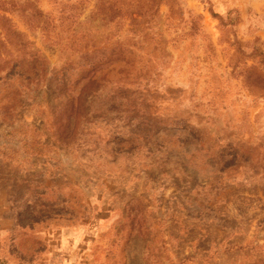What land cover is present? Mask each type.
I'll list each match as a JSON object with an SVG mask.
<instances>
[{"label":"rangeland","instance_id":"rangeland-1","mask_svg":"<svg viewBox=\"0 0 264 264\" xmlns=\"http://www.w3.org/2000/svg\"><path fill=\"white\" fill-rule=\"evenodd\" d=\"M0 264H264V0H0Z\"/></svg>","mask_w":264,"mask_h":264}]
</instances>
